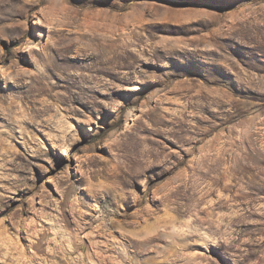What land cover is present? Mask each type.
Listing matches in <instances>:
<instances>
[{"label":"rangeland","instance_id":"rangeland-1","mask_svg":"<svg viewBox=\"0 0 264 264\" xmlns=\"http://www.w3.org/2000/svg\"><path fill=\"white\" fill-rule=\"evenodd\" d=\"M51 252L264 264V0H0V264Z\"/></svg>","mask_w":264,"mask_h":264},{"label":"bare ground","instance_id":"bare-ground-1","mask_svg":"<svg viewBox=\"0 0 264 264\" xmlns=\"http://www.w3.org/2000/svg\"><path fill=\"white\" fill-rule=\"evenodd\" d=\"M62 152H65L64 150L62 151ZM2 207V206H1ZM2 211H3V209H1ZM5 212V211H4ZM2 213V212H1ZM3 215V214H2ZM64 232V231H63ZM82 233V232H81ZM98 235V234H97ZM71 238V237H70ZM78 238V237H77ZM76 238V239H77ZM63 239V238H62ZM91 240H93V239H91ZM49 241V240H48ZM67 241V240H66ZM77 241V240H76ZM94 241V240H93ZM81 242V241H80ZM89 242V241H88ZM109 242V241H108ZM139 242V241H138ZM58 243V242H57ZM85 243V242H84ZM90 243V247H91V249H92V251L90 252V255L87 253V254H84L83 255V258L86 260V258H88L89 256H94V255H96L97 254V251H99L100 250V248L102 247V246H99L98 244H96V243H93L92 241H90L89 242ZM65 244V243H64ZM104 245H106V244H104ZM111 245V244H110ZM56 246H58V245H56ZM67 246V245H66ZM60 247V246H59ZM104 247V246H103ZM57 248V247H56ZM75 249H84L85 248V246L82 244V243H79L78 242V244H76L75 245V247H74ZM54 249V248H53ZM104 249V248H103ZM117 250V249H116ZM56 251V250H55ZM89 251V250H88ZM81 252V251H80ZM85 253V252H84ZM101 253V252H100ZM55 253H50V254H47V257H50V258H44V259H42V261L43 262H45V263H47V264H57L58 262L57 261H55L54 260V258H56L55 257V255H54ZM100 255V254H99ZM59 256V255H58ZM11 258V257H10ZM93 258V257H92ZM13 259V258H12ZM11 259V260H12ZM24 260V261H28V262H30V261H34L35 259H37V256H36V253H31V254H29V255H21L20 257H17L16 258V261H18V260ZM50 259V260H49ZM80 259H82V258H80ZM104 260V259H103ZM6 261V260H5ZM15 261V260H14ZM151 262H153L150 258H147L142 264H151ZM12 263H13V261H12ZM15 263H17V262H15ZM14 263V264H15ZM82 263V262H81ZM100 263V262H99ZM103 263V262H102ZM134 263H136V262H134ZM133 263V264H134ZM164 264V263H163Z\"/></svg>","mask_w":264,"mask_h":264}]
</instances>
